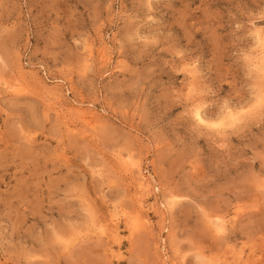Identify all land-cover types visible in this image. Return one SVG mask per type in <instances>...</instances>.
<instances>
[{
  "label": "rangeland",
  "instance_id": "obj_1",
  "mask_svg": "<svg viewBox=\"0 0 264 264\" xmlns=\"http://www.w3.org/2000/svg\"><path fill=\"white\" fill-rule=\"evenodd\" d=\"M256 27L264 0H0V264H264Z\"/></svg>",
  "mask_w": 264,
  "mask_h": 264
},
{
  "label": "bare ground",
  "instance_id": "obj_2",
  "mask_svg": "<svg viewBox=\"0 0 264 264\" xmlns=\"http://www.w3.org/2000/svg\"><path fill=\"white\" fill-rule=\"evenodd\" d=\"M254 29V28H253ZM255 37H256V40H257V42L260 44V56L258 57V58H256V60L254 61L255 63V66L258 68V71L262 74V75H264V33L262 32V30L260 29V27L259 28H255ZM108 43V42H107ZM93 45V44H92ZM103 47V46H102ZM90 49V48H89ZM259 49V48H258ZM259 52V51H258ZM100 53V52H99ZM84 58V57H83ZM108 58V57H107ZM252 62V61H251ZM21 64V63H20ZM19 66V65H18ZM32 66V65H31ZM21 67V66H20ZM188 67V66H187ZM255 67V68H256ZM17 70H20V68L18 67V69ZM189 72V71H188ZM18 75H19V73H17ZM23 74V73H22ZM191 74V73H190ZM260 75V74H259ZM196 78V77H195ZM263 79V78H262ZM7 81V80H6ZM190 82V81H189ZM11 85V84H10ZM190 85V84H189ZM13 86V85H12ZM193 86V85H192ZM192 89V88H191ZM51 90V89H50ZM55 90V89H54ZM191 91H193V90H191ZM262 94V93H261ZM55 95V94H54ZM197 99V98H196ZM60 100V99H59ZM78 102V101H77ZM72 103V102H71ZM197 104H198V102H197ZM78 107H80V106H78ZM87 107V106H86ZM198 107V106H197ZM228 107V106H227ZM75 108H77V107H74V109ZM81 108V107H80ZM83 108V107H82ZM235 108V107H234ZM199 109V108H198ZM193 110V109H192ZM233 110V109H232ZM56 111H57V109H56ZM73 111V110H72ZM77 112H76V114L77 115H79V116H81L82 118H83V120H85V119H87V117H88V115L85 113V109H84V111L83 110H81V109H79V110H76ZM79 111V112H78ZM92 111H93V109H92ZM195 111H196V115L198 116L200 113H199V111H197L196 110V107H195ZM89 112V111H88ZM228 114H232V111L231 110H228ZM235 112V111H234ZM63 113V112H62ZM90 113V112H89ZM226 113H227V111H226ZM57 114V113H56ZM196 115H194V116H196ZM203 115V114H202ZM235 115V114H234ZM94 117H95V115H93ZM229 116V115H228ZM227 116V117H228ZM232 116V115H231ZM81 117H78V118H81ZM233 117H235V116H233ZM81 118V119H82ZM91 118V117H90ZM229 118H230V116H229ZM236 118H237V116H236ZM235 118V119H236ZM202 119V117H200L199 116V120H201ZM93 120H94V118H93ZM203 120V119H202ZM205 120V119H204ZM221 120V119H220ZM85 121H88V119L87 120H85ZM85 121H83V122H85ZM207 121V120H206ZM228 121V120H227ZM91 122V121H90ZM208 122V121H207ZM222 122V121H221ZM89 123V122H88ZM210 125V124H209ZM90 126H91V124H90ZM70 127V126H69ZM73 128V127H72ZM70 130V129H69ZM125 163V162H124ZM136 164V163H135ZM130 165V164H129ZM124 168H126V167H124ZM138 168V167H137ZM138 170H139V168H138ZM141 171V170H140ZM139 172V171H138ZM142 173V172H141ZM142 175V174H141ZM139 183H138V189L141 191V192H143V193H147L148 191H149V182H148V177H146V176H144V175H142L140 178H139ZM155 188V187H154ZM156 188L157 189H159V187L158 186H156ZM140 195V194H139ZM173 195V194H172ZM165 197V196H164ZM170 197V196H169ZM169 203H170V201H168ZM164 204H166V203H164ZM154 207V206H153ZM165 207V206H164ZM166 208V207H165ZM218 223H219V221H218ZM216 224V223H215ZM220 226V225H219Z\"/></svg>",
  "mask_w": 264,
  "mask_h": 264
},
{
  "label": "snow or ice",
  "instance_id": "obj_3",
  "mask_svg": "<svg viewBox=\"0 0 264 264\" xmlns=\"http://www.w3.org/2000/svg\"><path fill=\"white\" fill-rule=\"evenodd\" d=\"M257 103L261 106V107H264V98H260ZM197 119H199V115L197 116ZM203 122V121H201Z\"/></svg>",
  "mask_w": 264,
  "mask_h": 264
}]
</instances>
